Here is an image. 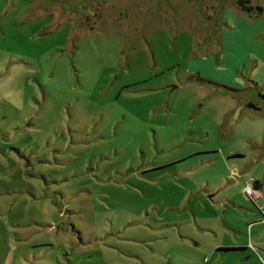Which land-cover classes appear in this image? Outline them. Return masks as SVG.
<instances>
[{
	"label": "rangeland",
	"instance_id": "obj_1",
	"mask_svg": "<svg viewBox=\"0 0 264 264\" xmlns=\"http://www.w3.org/2000/svg\"><path fill=\"white\" fill-rule=\"evenodd\" d=\"M236 1L0 0V264H264Z\"/></svg>",
	"mask_w": 264,
	"mask_h": 264
},
{
	"label": "crops",
	"instance_id": "obj_2",
	"mask_svg": "<svg viewBox=\"0 0 264 264\" xmlns=\"http://www.w3.org/2000/svg\"><path fill=\"white\" fill-rule=\"evenodd\" d=\"M250 4L254 6V9L256 6L258 7V5L253 4L251 1ZM228 8L223 9L220 15L221 20L224 19L225 23L220 25L217 43L220 45V51L223 54L226 49V42H230L229 46L235 53L234 58L242 61V64L234 66L235 71H241L243 75L247 76V80H239L233 74L232 69L220 66L219 71L222 73L227 72L228 79L218 78V81L222 83H216H226L237 86H231L241 90L236 94L233 95L227 91L225 93L230 95L233 99L242 101L243 107L251 109L247 107V104L252 103L260 109L251 110L260 111L262 108L258 103L253 101V97L264 101V7L261 8V11L255 10V13L241 11L237 6H232L233 10H229ZM224 24H226L230 30L226 28ZM242 55H245V59L242 58L244 57ZM220 65H223L222 59ZM260 123H262L264 130V122H258V124ZM262 136L264 137V133H262ZM253 149L259 150L255 155L256 159L263 158L264 153L263 155L261 153L264 152L263 144L255 141ZM239 156L238 152L232 153V157ZM262 160H264V158ZM255 181L260 183L258 189L254 188ZM248 185L254 188L253 196L250 197L244 192L243 193L254 203L256 210L251 209L252 217L246 222L243 233L247 234L248 232L254 241L257 242L264 235V173L261 177L250 178L246 186ZM246 186H244L243 189ZM240 246L246 247V243H242Z\"/></svg>",
	"mask_w": 264,
	"mask_h": 264
},
{
	"label": "trees",
	"instance_id": "obj_3",
	"mask_svg": "<svg viewBox=\"0 0 264 264\" xmlns=\"http://www.w3.org/2000/svg\"><path fill=\"white\" fill-rule=\"evenodd\" d=\"M236 6L238 7V9H240L241 11H245L247 13H255V9H254V6H252L250 4V0H237L236 1ZM190 78L191 79H195V81L197 82H200V83H209V84H215L217 87H220L222 88L224 91H227L228 93L230 94H236L237 92L241 91L240 89L238 88H233L231 86H227V85H224V84H218L216 82H213L211 80H207L199 75H190ZM264 96V95H263ZM247 107L251 108V109H255V110H259L260 108L255 106L254 104L252 103H248L247 104ZM259 182L258 181H255L254 182V188L255 189H258V186H259Z\"/></svg>",
	"mask_w": 264,
	"mask_h": 264
},
{
	"label": "built area",
	"instance_id": "obj_4",
	"mask_svg": "<svg viewBox=\"0 0 264 264\" xmlns=\"http://www.w3.org/2000/svg\"><path fill=\"white\" fill-rule=\"evenodd\" d=\"M243 192H244L246 195L252 197V196H253V193H254V188H253L252 186L248 185V186H246V187L243 189Z\"/></svg>",
	"mask_w": 264,
	"mask_h": 264
},
{
	"label": "water",
	"instance_id": "obj_5",
	"mask_svg": "<svg viewBox=\"0 0 264 264\" xmlns=\"http://www.w3.org/2000/svg\"><path fill=\"white\" fill-rule=\"evenodd\" d=\"M255 10L261 11V8L256 6Z\"/></svg>",
	"mask_w": 264,
	"mask_h": 264
}]
</instances>
